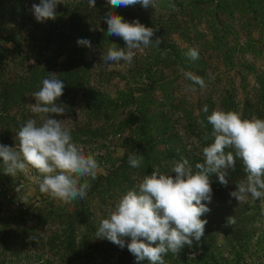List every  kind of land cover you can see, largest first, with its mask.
I'll use <instances>...</instances> for the list:
<instances>
[{
  "label": "rangeland",
  "instance_id": "rangeland-1",
  "mask_svg": "<svg viewBox=\"0 0 264 264\" xmlns=\"http://www.w3.org/2000/svg\"><path fill=\"white\" fill-rule=\"evenodd\" d=\"M0 1L6 7L21 6L34 17L21 31V21L11 22L9 16L0 24V61L3 60L0 82L2 75L10 79L21 75L19 44L32 57L44 49L39 58L42 65L65 61L67 48H73L62 43L56 34L64 27L68 7L77 0H63L56 7V19L43 22L36 20L32 7L40 0ZM128 7L124 20L139 19L145 26L156 29L152 39L159 38V46L154 42L138 50L131 64L104 62L102 55L112 43L122 48L126 43L121 37L107 36L99 24L101 29L91 41V48L85 46L87 65L81 66L79 88L67 98L72 109L62 105L65 113L52 116L61 119L73 141L93 153L98 161L96 178L81 179L90 184L82 202L88 209L87 219L79 218L75 233L71 234L68 225L71 218L66 216L75 211L76 202L65 203L42 193L39 183L43 177L30 166L26 172L18 171L14 176L5 174L0 158V264H150L147 259H127L123 248L97 238L101 221L107 218L108 210L122 193L117 189L109 192L105 187L91 189L100 176L108 175L125 159L128 163L129 154L136 153L133 143L138 126L117 130L129 114L121 106L117 108L115 100L126 102L131 99L130 91L139 97L140 91L154 86L153 98L143 102V111L150 120L152 142L159 154L151 152L148 157L157 164L165 151L179 144V138L188 153L193 154L199 147L198 117L204 107L208 108L207 112L203 111L207 117L217 108L241 112L245 97L257 87L256 76L264 73V0H154V7L144 8L140 4ZM35 22L51 25L48 47L42 32L32 33ZM192 48L199 51L196 60L187 55ZM33 63L32 58L24 65ZM184 72L202 77L205 87L193 84ZM189 86L195 91L188 90ZM32 94L27 95L25 102L5 110L4 115L10 120L2 123H10L9 127L0 125V143L18 146L19 129L31 118L39 122L31 112L35 103ZM18 122H21L19 128ZM162 122L168 130L158 133V124ZM174 137L178 138L172 142ZM237 204L226 211V222L217 218L212 226H206L200 241L185 245L190 260L183 262L180 252L176 255L170 252L164 257V264H264V201L253 200L249 195L245 202L237 201ZM51 210L54 213L48 215ZM230 217L235 222L228 224ZM70 237L75 239L77 248L72 259L68 248ZM203 252L205 256L199 259ZM120 257L124 259L119 262Z\"/></svg>",
  "mask_w": 264,
  "mask_h": 264
},
{
  "label": "clouds",
  "instance_id": "clouds-1",
  "mask_svg": "<svg viewBox=\"0 0 264 264\" xmlns=\"http://www.w3.org/2000/svg\"><path fill=\"white\" fill-rule=\"evenodd\" d=\"M88 2L90 7H96V0ZM60 3L63 0H40L39 4H33L36 20L56 19V7ZM108 3L113 8L137 4L154 7V0H108ZM104 19L107 36L121 37L126 43L123 48L112 43L102 55L104 62L131 64L137 50L142 51L154 42L159 46L161 42L159 38L152 39L156 29L145 26L139 19L125 21L111 11ZM77 43L91 48L87 39H79ZM187 55L196 60L199 51L192 48ZM184 76L193 84L205 87L202 77L191 72H184ZM64 88L65 84L55 73L42 80V87L32 94L35 103L31 105V112L39 122L31 118L19 129L18 146L0 143V158L5 174L14 176L18 171L26 172L30 166L43 177L39 183L42 193L70 203L87 196L90 184L81 179L89 176L95 179L99 165L93 153L73 141L61 119L52 118L53 114L65 113L63 104L57 103ZM188 90L195 91L191 86ZM203 111H208L207 106ZM207 120L213 129L214 142L203 147L204 162L197 163L194 170L189 160L182 157L171 169L175 175L161 173L159 169L145 175L108 210L107 218L98 227L97 238L120 248L127 246L137 261L147 259L150 264H164L169 252L176 255L185 245L191 246L193 240L200 241L204 236L208 221L201 217L210 211L204 203L212 198L210 177L218 174L219 182L229 185L228 170L235 169L237 159L243 163L246 178L235 185L230 195L239 204L249 195L253 200L264 201V119L255 115L245 118L240 111L217 108ZM226 148L233 151L226 152ZM143 160V155L135 152L128 156L133 168H139ZM227 222L235 221L230 217Z\"/></svg>",
  "mask_w": 264,
  "mask_h": 264
},
{
  "label": "trees",
  "instance_id": "trees-1",
  "mask_svg": "<svg viewBox=\"0 0 264 264\" xmlns=\"http://www.w3.org/2000/svg\"><path fill=\"white\" fill-rule=\"evenodd\" d=\"M0 3H2V1H0ZM128 8V6L113 8L108 3V0H96V7H90L88 0H77L70 4L66 11L67 19L64 22V27H62V29H60L56 34V38H60L62 43H65L67 47L73 48V50L67 48V58L63 62L54 61L52 65H42L39 58L45 53L44 49H41L37 55L35 54L34 57H32L30 53H25L19 44L17 46L19 50L17 55L22 60V73L15 79H10L6 75H2V80L0 82V101L3 102L2 105L0 104V108L3 109V111H0V125L6 124L9 127L10 121L2 123L3 121L9 119L8 115H4V112H6L5 110H10V108L25 102L28 94H32L42 87V80L48 77L50 73H55L65 84L63 95L57 102H61V104H63L66 108L72 109L73 105L67 101V98L70 96L71 92L76 91L79 88L78 83L82 79L81 75L83 70V67L81 66L87 65L85 46L78 45L77 41L79 39H87L91 42L95 35H97V30L101 29L98 28L99 24L102 25L101 27L103 31H107L108 26L104 17L108 12H115L123 17L124 14L128 13ZM7 16H9L11 22L21 21L19 31H21V28L24 26L31 24V21H34V17L28 14L27 9L21 6L6 7L3 4H0V24L5 22V17ZM33 27L35 30L33 29L32 33L37 34L42 32L44 36L42 38L45 40L46 46L48 47L49 43L47 41H49L52 37L51 25L42 26L40 23L35 22ZM2 50L6 51L7 49ZM63 52L64 51L62 49L59 54L61 55ZM4 56L5 55H3V58ZM32 58L34 60L33 64L24 65ZM0 62L2 63L3 60ZM8 65L9 64L7 63L5 66ZM57 66L59 67V70L57 69ZM256 80L257 87H255L253 94H249L245 97L241 113L245 118H251V116L255 115L264 119V73L260 75L258 74L256 76ZM153 92H155L154 86L149 85L146 89L140 91L139 97H136L134 92L130 91L129 95L131 99L126 102L118 101L117 99L115 100L117 103L116 107H122L124 110L126 109V112L129 114L126 121L119 123L117 130H131L134 125L138 126L133 145L136 147V154L143 155L144 157L141 166L138 168L141 171L137 173V168L131 167L129 163L126 162L127 159H125L120 165L113 168L108 175L100 176L94 183L93 189L91 190H102V188L105 187L109 192L113 191V189H117L120 193H122V195H124L129 189L133 188L138 182H140L145 175H150L156 169H159L161 173L175 175L172 173L171 169L175 162L179 161L182 157L189 160L194 170L197 163L204 162L202 149L214 142V136L212 126L208 123L207 115H205L203 111L200 112L198 117L199 121H203V123L199 124V134L197 135L199 147L193 154L188 153L185 146L182 145L183 142L179 138V144L176 143L171 149L165 151V154L161 155L162 160H158L157 164L148 157L151 152L158 154L156 151L157 149L154 147L152 142L153 138L150 120L146 118L143 111V104H145L143 102L152 99ZM21 118L22 120L25 119L24 116ZM13 121H15V118ZM18 124L19 128L21 126V122H18ZM163 125H165L163 122L158 124V127H160L158 133H163L168 130ZM169 138L172 139V137ZM177 138L178 137H174L172 142H175ZM225 151H233V149L226 148ZM135 176H138L137 178L139 179H136ZM245 176L246 172L244 170L243 163L239 159L236 160L235 169L228 170V176L226 178L228 179L229 185H222L219 182L218 174L211 175L210 179L213 189L212 198L210 202L204 201L210 211L201 217L202 219H206L208 221L206 226H212L217 218H223L226 222V211L228 208L232 205L238 206L236 199L232 197L230 193L235 191V185L239 181L243 180ZM76 200H74L76 202L75 211L73 213H68L66 216L67 218H71V221L68 223L71 227V234L75 233L74 228L79 218L86 220V215L88 213V209H86L82 203L83 199ZM41 212L43 211L41 210ZM53 213L54 211L51 210L48 212V215H52ZM68 248L71 251V254H73L71 259L76 257L77 248L73 237H70L69 239ZM123 250L124 256H127V259H136V257L128 251L127 246H125ZM204 256L203 252V255H201L199 259H202ZM180 258L183 262L190 260L188 259L186 246L180 251ZM123 259L124 258L120 257L119 262L123 261Z\"/></svg>",
  "mask_w": 264,
  "mask_h": 264
},
{
  "label": "built area",
  "instance_id": "built-area-1",
  "mask_svg": "<svg viewBox=\"0 0 264 264\" xmlns=\"http://www.w3.org/2000/svg\"><path fill=\"white\" fill-rule=\"evenodd\" d=\"M138 51V50H137Z\"/></svg>",
  "mask_w": 264,
  "mask_h": 264
}]
</instances>
